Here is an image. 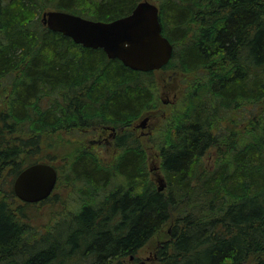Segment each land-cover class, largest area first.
Instances as JSON below:
<instances>
[{
	"label": "trees",
	"instance_id": "16d2710c",
	"mask_svg": "<svg viewBox=\"0 0 264 264\" xmlns=\"http://www.w3.org/2000/svg\"><path fill=\"white\" fill-rule=\"evenodd\" d=\"M141 1L0 0V264H129L167 223L156 264H264V0H159L173 45L160 70L188 77L150 139L162 191L127 131L159 105L156 71H133L38 19L48 8L109 22ZM106 127L122 130L112 162L85 143ZM38 162L82 200L45 231L12 190Z\"/></svg>",
	"mask_w": 264,
	"mask_h": 264
},
{
	"label": "water",
	"instance_id": "95a60500",
	"mask_svg": "<svg viewBox=\"0 0 264 264\" xmlns=\"http://www.w3.org/2000/svg\"><path fill=\"white\" fill-rule=\"evenodd\" d=\"M41 23L82 47L102 49L108 59H117L133 71H158L173 53V45L162 34L159 8L149 1L139 2L128 15L109 22L48 10L42 13ZM146 122L145 118L140 127ZM57 180L58 173L52 165L38 162L25 167L16 176L12 190L21 202L35 204L50 197ZM164 186L160 184L158 191Z\"/></svg>",
	"mask_w": 264,
	"mask_h": 264
},
{
	"label": "rangeland",
	"instance_id": "374dc122",
	"mask_svg": "<svg viewBox=\"0 0 264 264\" xmlns=\"http://www.w3.org/2000/svg\"><path fill=\"white\" fill-rule=\"evenodd\" d=\"M156 5L159 4V0H145ZM51 9L45 8L39 15V21H41L42 13ZM155 80L157 85V95L159 105L155 110L144 113L139 119H137L128 129L133 135L138 138L142 148L146 153V167L148 171L149 179L153 182L155 187H159L160 184L165 183L164 176L159 169L160 156L158 149L151 143L150 139L154 130L161 125L164 120L172 112V106L178 102L181 93L185 87L184 81L188 77L182 76L179 73L173 71L158 70L155 72ZM147 119L146 127H140L142 120ZM93 131V132H92ZM90 130L93 133L89 138L85 139L90 150H94L98 157L106 162H112L119 153L113 145V139L111 138L112 130L108 129L102 131L101 128ZM122 130H115L114 135L121 133ZM214 151H210V155L205 158V165L210 167L214 162ZM161 181V182H160ZM78 190L75 185L70 182L68 184L62 183L56 186L50 198L39 203L32 204L28 211L33 217V223L45 231L47 227L53 223L56 217L66 216L76 212L82 204V200L77 193ZM171 223H167L158 230V232L140 249L138 250L136 260H130L129 258H123L122 260L129 264H156L155 248L161 245L162 242L167 240V236L170 234ZM60 227L55 232L59 231Z\"/></svg>",
	"mask_w": 264,
	"mask_h": 264
},
{
	"label": "flooded vegetation",
	"instance_id": "af4514ba",
	"mask_svg": "<svg viewBox=\"0 0 264 264\" xmlns=\"http://www.w3.org/2000/svg\"><path fill=\"white\" fill-rule=\"evenodd\" d=\"M145 127H146V125H145ZM108 129L111 130V128H107V127L105 128V130H108ZM111 138L114 140V138H115L114 132L112 133ZM130 260H133V258L132 259L130 258ZM141 264H143V262H141Z\"/></svg>",
	"mask_w": 264,
	"mask_h": 264
}]
</instances>
